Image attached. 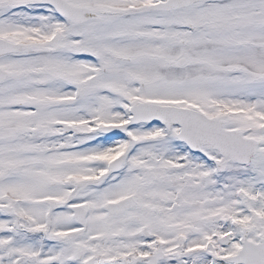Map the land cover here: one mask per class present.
Returning <instances> with one entry per match:
<instances>
[{
    "label": "snow or ice",
    "instance_id": "snow-or-ice-1",
    "mask_svg": "<svg viewBox=\"0 0 264 264\" xmlns=\"http://www.w3.org/2000/svg\"><path fill=\"white\" fill-rule=\"evenodd\" d=\"M0 264H264V0H0Z\"/></svg>",
    "mask_w": 264,
    "mask_h": 264
}]
</instances>
